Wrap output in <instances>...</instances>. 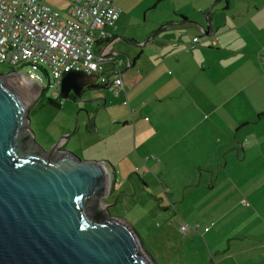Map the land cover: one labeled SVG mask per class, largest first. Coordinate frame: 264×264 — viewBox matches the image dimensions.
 <instances>
[{"label": "crops", "instance_id": "obj_1", "mask_svg": "<svg viewBox=\"0 0 264 264\" xmlns=\"http://www.w3.org/2000/svg\"><path fill=\"white\" fill-rule=\"evenodd\" d=\"M40 1L65 15L80 0ZM129 1L114 0L121 14L94 44L112 56L102 75L120 76L123 86L86 87L75 102L89 113L102 103L91 98L103 95L101 127L79 117V130H93L94 143L114 153L116 137L130 134L134 151L101 160L109 187L124 158L157 169L172 206L205 211L185 218L200 225L190 235H202L214 264H264V0H137L150 15L123 22Z\"/></svg>", "mask_w": 264, "mask_h": 264}, {"label": "water", "instance_id": "obj_2", "mask_svg": "<svg viewBox=\"0 0 264 264\" xmlns=\"http://www.w3.org/2000/svg\"><path fill=\"white\" fill-rule=\"evenodd\" d=\"M95 81L96 73H64L59 94L67 99ZM29 84L0 73V264H154L130 224L100 205L109 190L106 162L59 148L65 135L47 149L35 142ZM100 107L85 121L94 130Z\"/></svg>", "mask_w": 264, "mask_h": 264}, {"label": "rangeland", "instance_id": "obj_3", "mask_svg": "<svg viewBox=\"0 0 264 264\" xmlns=\"http://www.w3.org/2000/svg\"><path fill=\"white\" fill-rule=\"evenodd\" d=\"M123 6L130 13H124L126 15L125 18L123 17V22L128 21L127 17L131 16L135 22H141L150 15V12H146L141 2H137V0L132 5L131 1H129L124 3ZM135 30L137 28H130L128 30L129 34L134 33ZM129 45L134 46L136 43H130ZM10 70L11 68L7 64H0V73H6ZM23 72H26V70H23ZM44 80L46 81L45 75ZM96 90L98 92L101 91L99 89ZM45 91L50 93V90ZM99 99L102 103L104 102L103 95L99 96ZM99 99L96 98L94 101ZM40 104L42 105L39 107L34 105L29 111V127L34 133L35 142L43 146L42 148L47 149L53 145V143L49 142L51 136L57 141L62 135L69 134L71 136L63 139L61 148L73 152L82 160L95 159L110 162V159H112V161L118 162L122 159L119 158V155L126 154L129 150L132 152L133 143L130 134L116 137L119 150L114 153L113 151L110 152L109 148H106L105 141L102 140L103 143L101 145L94 143L95 141L98 142L99 139L94 135L95 132L93 130H79L81 122L78 118H84L86 121L88 115L93 117L94 113L90 112L88 114L84 108V110H81L78 102H73L60 96L58 106L50 102L45 103V101ZM101 111L98 110L96 116V128L97 126L101 127L98 122V119H101ZM107 112L110 113L109 110ZM106 119L107 121L110 120L108 115H106ZM108 126L107 124L106 128ZM110 142L108 140L106 144ZM92 143L94 144L91 145ZM130 159L134 162H129V159L124 158L121 160L119 167H117L116 174L113 172L111 181L113 185L109 187L108 193L104 196L100 205H105L106 203L110 215L123 217L130 224L140 237L144 248L152 255L154 264H214L212 259L207 258L208 253L205 251L207 247L206 241L202 235L199 236L196 233L192 237L190 233L193 230H189L184 234L178 231L182 223L196 224L190 223V217L185 218L186 213L191 217L202 219L205 211L203 209L197 211L180 210L172 206L168 199L170 192L169 190L167 192L164 190V186L169 185L170 189L171 186L169 183L159 179L161 177L156 174L157 169L151 170L150 167H145L147 171H144L141 168L140 159L132 157ZM135 162L138 163L137 166ZM149 163L152 166L151 161ZM134 166L137 168L133 169ZM179 218L180 221L178 220ZM182 218L184 222L181 221ZM209 219L211 218L207 215L205 221Z\"/></svg>", "mask_w": 264, "mask_h": 264}, {"label": "built area", "instance_id": "obj_4", "mask_svg": "<svg viewBox=\"0 0 264 264\" xmlns=\"http://www.w3.org/2000/svg\"><path fill=\"white\" fill-rule=\"evenodd\" d=\"M119 14L114 0H80L65 15L40 0H0V64L55 97L60 95L63 74L72 71L97 73L99 83L116 92L123 80L102 75L112 56L96 52L94 44L110 35ZM197 226L184 224L179 229L186 232Z\"/></svg>", "mask_w": 264, "mask_h": 264}, {"label": "flooded vegetation", "instance_id": "obj_5", "mask_svg": "<svg viewBox=\"0 0 264 264\" xmlns=\"http://www.w3.org/2000/svg\"><path fill=\"white\" fill-rule=\"evenodd\" d=\"M97 74V73H96ZM95 83V82H94ZM94 83H92V84H88V85H86L84 88H81L80 89V91H79V93L78 94H75L74 93V91H72V90H70L69 92H68V98H67V100L69 99V100H71V101H81V100H84L83 99V97H82V94H83V92L85 91V88L87 87V88H89L90 90H95L96 88H99V87H101V86H104V84H101V83H99L98 81H96V83L94 84ZM31 85H34V87H33V91L31 90V93L32 94H34L35 95V100L31 103V105H30V107H29V111L32 109V107L34 106V105H36L37 107H39V106H41L42 104H40L41 102H43V101H45V103H47V102H50L51 103V101L52 102H58L59 103V95H57L56 97L55 96H53L52 94H51V92L49 93V92H46V91H41V92H39L38 91V86H37V84H34V83H30ZM89 89H87V90H89ZM97 92V91H96ZM95 97L97 98V99H99V96H98V93H96V96H94L93 98H91V99H94L95 100ZM50 99H51V101H50ZM66 99V98H65ZM100 100V99H99ZM89 122H91V121H89ZM88 122V123H89ZM87 123V124H88ZM59 148H61V145H59Z\"/></svg>", "mask_w": 264, "mask_h": 264}, {"label": "trees", "instance_id": "obj_6", "mask_svg": "<svg viewBox=\"0 0 264 264\" xmlns=\"http://www.w3.org/2000/svg\"><path fill=\"white\" fill-rule=\"evenodd\" d=\"M263 65H264V64H263ZM11 70H13V69L11 68ZM50 101H51V99H50ZM51 103H52L53 105H55V106H58V105H59L58 102H52V101H51ZM211 223H212V222H211ZM196 224H198V223H196ZM212 224H213V223H212ZM181 225H184V224L182 223ZM187 225H190V224H187ZM194 225H195V224H194ZM191 226H193V225H191ZM198 226L200 227V225H198ZM198 226L195 227V228H191V229H189V230L197 231V230L200 229ZM207 229H208V228H207ZM207 229H206V230H207ZM189 230H188V231H189ZM178 231H179V232H180V231L183 232V231L180 230V229H178ZM188 231H186V232H188ZM186 232H183V234L186 233ZM147 251H148V250H147ZM148 252H149V251H148Z\"/></svg>", "mask_w": 264, "mask_h": 264}, {"label": "bare ground", "instance_id": "obj_7", "mask_svg": "<svg viewBox=\"0 0 264 264\" xmlns=\"http://www.w3.org/2000/svg\"><path fill=\"white\" fill-rule=\"evenodd\" d=\"M98 82H99V80H98ZM29 85H30L31 88L33 89L34 85H31V84H29ZM142 252H143V254H145L144 251H142Z\"/></svg>", "mask_w": 264, "mask_h": 264}]
</instances>
